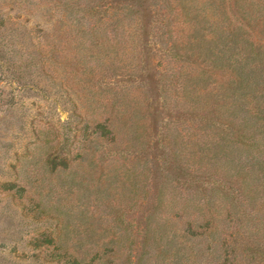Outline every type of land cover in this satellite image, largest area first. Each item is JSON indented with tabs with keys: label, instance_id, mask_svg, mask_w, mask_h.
<instances>
[{
	"label": "trees",
	"instance_id": "trees-1",
	"mask_svg": "<svg viewBox=\"0 0 264 264\" xmlns=\"http://www.w3.org/2000/svg\"><path fill=\"white\" fill-rule=\"evenodd\" d=\"M48 2L59 41H74L72 68L92 86L113 73L122 88L99 105L87 164L71 167L61 147L41 155V184L19 170L3 184L33 216L56 221L36 240L44 259L264 264V0ZM5 19L0 11V35ZM4 48L0 38V69L17 68ZM101 149L102 162L123 161L93 184Z\"/></svg>",
	"mask_w": 264,
	"mask_h": 264
},
{
	"label": "rangeland",
	"instance_id": "rangeland-1",
	"mask_svg": "<svg viewBox=\"0 0 264 264\" xmlns=\"http://www.w3.org/2000/svg\"><path fill=\"white\" fill-rule=\"evenodd\" d=\"M48 3L0 0V11L7 20V29L2 30L0 38L7 42L6 58L18 66L0 69V264H56L44 259V248L36 242L53 231L56 221L40 214L33 216L34 212L13 196L14 190L4 191L3 184L15 179L16 170L22 171L31 184H41L47 175L41 155L59 154L61 147L63 155L74 158L71 167L82 161L87 164L92 156L83 147L95 138L93 123L101 118L98 112L103 109L99 105L110 103L114 93L108 92L109 87L118 91L122 88L117 82L121 78L111 76L113 73L100 79L95 75L99 80L92 86L89 80L93 75L72 68L74 41H59L57 35L63 36L60 23L56 21V10H49ZM113 28L117 27L110 25L107 32ZM110 37L112 43L120 39ZM101 153L102 149L91 163L92 167L98 163L104 167L92 169L93 184L97 183L98 169H104L107 175L112 164L123 161L107 157L102 162ZM126 157L129 165L134 156ZM48 177L58 186L55 173H48ZM90 208L95 212L93 204ZM138 215L139 210H134L127 219L136 224Z\"/></svg>",
	"mask_w": 264,
	"mask_h": 264
}]
</instances>
